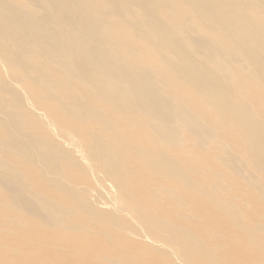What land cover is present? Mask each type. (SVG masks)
<instances>
[{
  "label": "rangeland",
  "instance_id": "rangeland-1",
  "mask_svg": "<svg viewBox=\"0 0 264 264\" xmlns=\"http://www.w3.org/2000/svg\"><path fill=\"white\" fill-rule=\"evenodd\" d=\"M71 1L0 0V264H264V173L231 127L254 118L264 145V88L232 34L264 16L234 0L224 31L202 0ZM72 18L86 37L58 30ZM47 20L51 44L25 28Z\"/></svg>",
  "mask_w": 264,
  "mask_h": 264
},
{
  "label": "bare ground",
  "instance_id": "bare-ground-1",
  "mask_svg": "<svg viewBox=\"0 0 264 264\" xmlns=\"http://www.w3.org/2000/svg\"><path fill=\"white\" fill-rule=\"evenodd\" d=\"M54 1L55 2H53L51 0H41V3H42V6H44L45 4H52V3L60 5L62 8L61 9L62 11L60 10L59 13H62V14H68V12L71 11V9H72V6H71L72 1L71 0H54ZM93 1L98 2L97 3L98 7H103V6L104 7H113L117 11H121V9L125 6L120 2V0H108L107 2L105 0H86V2L88 4L92 3ZM231 1L233 2L234 5H231L229 0H202L201 1L206 12L209 14L214 12L213 9L209 8V4H213V5L218 7L223 18L221 20H218L216 22V24L222 25L224 31H226V28L224 27L225 21L236 22L235 15L238 12L237 6H239V1H234V0H231ZM245 1L247 3H248V1H250L249 4L254 6L253 10H254V12L255 11L257 12L256 14H258L260 17L264 16V0H245ZM245 3H244V5H245ZM227 4H230V6L227 8V11H226L222 6H225ZM129 5H134V7L138 8V9H141L142 7L146 6V4L144 2H138V1H133ZM219 5L221 6L220 8H219ZM245 8H246V6H245ZM54 13L55 12H44V15L48 17ZM4 17L5 16L0 15L1 20L4 19ZM50 22H51L50 20H47L46 23H47L48 27L46 29L36 27L35 24H31L28 22L25 24V28L28 31L37 30V33H39L41 35L42 39L44 41H46L47 44H51V43H53L54 40L48 34L49 29L51 28ZM248 24L249 23L247 21L243 20L238 25H234L232 27V34H233L234 38L237 39L238 34L241 32V29L243 30L245 39H244V49H242V50H246L247 52H249V60L251 62V65L257 71V76L260 79V80H256V81L260 84V86L262 88H264V77H261L259 74V72L264 71V69H262L260 67L262 59H263V63H264V22H262V21L259 22L258 30L251 29V26ZM55 25L57 26L58 30L62 34H67L69 36H73V37L77 38L79 35V31H81L82 36L86 37L87 25H86V22H83L82 20L72 18L71 20L60 21L58 23H55ZM235 48L238 50V47L235 46ZM91 49H92V45L89 42H87V43H84L83 47L81 48V52L87 54V53L91 52ZM87 50H89V52H87ZM172 53H174V51H172ZM175 56H176V54H175ZM258 60H261V62H257ZM91 64H92L91 61L88 62V65H91ZM104 65H110V62H107ZM111 66H112V64L110 65V68H111ZM142 70L145 71V69H142ZM126 81H129V79H126ZM114 86L115 87L120 86V80L119 79L114 81ZM136 88H138V86H136ZM125 94H126V96H130L133 98L137 97L139 99H144V100L148 99V97L145 94H143L141 92L136 93V91H134L132 88L126 90ZM242 112H246V111L242 110ZM154 115L164 117V115L159 111L154 112ZM253 120H254V118H250L247 115L236 114L235 118L233 119V123H232L231 127L234 128L236 131H238L240 134L245 135L246 142L252 147L250 157L253 160V163L255 164V166L258 169L262 170L264 173V160H263L264 145L255 142L253 137H252L251 133L254 132ZM170 122H171V120L167 116L163 124H169Z\"/></svg>",
  "mask_w": 264,
  "mask_h": 264
}]
</instances>
